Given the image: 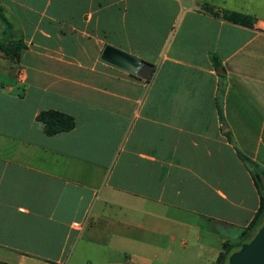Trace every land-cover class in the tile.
Returning <instances> with one entry per match:
<instances>
[{"label": "crops", "instance_id": "crops-1", "mask_svg": "<svg viewBox=\"0 0 264 264\" xmlns=\"http://www.w3.org/2000/svg\"><path fill=\"white\" fill-rule=\"evenodd\" d=\"M0 7L23 45L0 50L1 261L212 264L241 241L264 194V0ZM105 44L149 74L101 59ZM47 108L74 125L46 134Z\"/></svg>", "mask_w": 264, "mask_h": 264}, {"label": "trees", "instance_id": "trees-1", "mask_svg": "<svg viewBox=\"0 0 264 264\" xmlns=\"http://www.w3.org/2000/svg\"><path fill=\"white\" fill-rule=\"evenodd\" d=\"M222 16L232 21L244 23L246 25L251 24V16L248 14L239 13L236 11L223 10ZM5 18L0 7V23L4 22ZM22 42L17 38L8 37L6 32L0 31V50L7 57L12 58L16 56L18 50L22 47ZM35 118L42 123L43 130L46 134H53L59 131L70 129L74 125L73 117L67 112L57 109L47 108L40 109ZM239 157L246 163H250L247 156L237 150ZM264 213V194L261 193L259 198V204L254 212L250 221L246 224L244 229L241 230V240L254 228L256 223L260 220ZM228 249H226V243L222 244L221 250L217 253L215 260L212 264H223L224 256ZM0 264H12L9 262L1 261Z\"/></svg>", "mask_w": 264, "mask_h": 264}, {"label": "water", "instance_id": "water-1", "mask_svg": "<svg viewBox=\"0 0 264 264\" xmlns=\"http://www.w3.org/2000/svg\"><path fill=\"white\" fill-rule=\"evenodd\" d=\"M100 58L134 72L140 77H146L150 72V63L108 44L103 46ZM223 264H264V213L254 228L226 252Z\"/></svg>", "mask_w": 264, "mask_h": 264}, {"label": "built area", "instance_id": "built-area-1", "mask_svg": "<svg viewBox=\"0 0 264 264\" xmlns=\"http://www.w3.org/2000/svg\"><path fill=\"white\" fill-rule=\"evenodd\" d=\"M71 225L74 226L77 229H80L82 227V225H83V222H81V221H72Z\"/></svg>", "mask_w": 264, "mask_h": 264}, {"label": "rangeland", "instance_id": "rangeland-1", "mask_svg": "<svg viewBox=\"0 0 264 264\" xmlns=\"http://www.w3.org/2000/svg\"><path fill=\"white\" fill-rule=\"evenodd\" d=\"M240 239H241V233H240Z\"/></svg>", "mask_w": 264, "mask_h": 264}]
</instances>
